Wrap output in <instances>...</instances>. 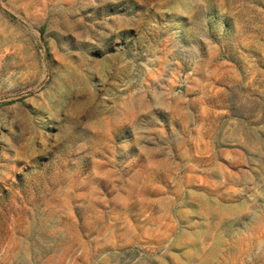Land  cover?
I'll use <instances>...</instances> for the list:
<instances>
[{
  "label": "rangeland",
  "instance_id": "374dc122",
  "mask_svg": "<svg viewBox=\"0 0 264 264\" xmlns=\"http://www.w3.org/2000/svg\"><path fill=\"white\" fill-rule=\"evenodd\" d=\"M0 264H264V0H0Z\"/></svg>",
  "mask_w": 264,
  "mask_h": 264
},
{
  "label": "clouds",
  "instance_id": "9594fccd",
  "mask_svg": "<svg viewBox=\"0 0 264 264\" xmlns=\"http://www.w3.org/2000/svg\"><path fill=\"white\" fill-rule=\"evenodd\" d=\"M176 23H177V25L178 26H183V22L182 21H176ZM213 30V28L210 26V28H209V32H211ZM204 39H207L208 37H203Z\"/></svg>",
  "mask_w": 264,
  "mask_h": 264
}]
</instances>
